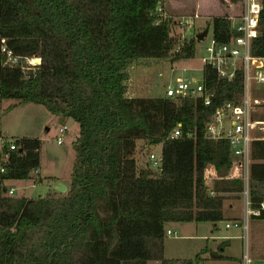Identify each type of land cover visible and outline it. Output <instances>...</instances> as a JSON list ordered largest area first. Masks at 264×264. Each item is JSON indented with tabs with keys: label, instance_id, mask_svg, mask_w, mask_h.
Here are the masks:
<instances>
[{
	"label": "trees",
	"instance_id": "16d2710c",
	"mask_svg": "<svg viewBox=\"0 0 264 264\" xmlns=\"http://www.w3.org/2000/svg\"><path fill=\"white\" fill-rule=\"evenodd\" d=\"M162 2L0 0L1 46L42 60L25 73L5 66L0 51V100L16 102L6 112L35 104L80 126L67 192L13 198L2 189L0 264H177L164 258L168 223L225 221L221 193H241L243 183L226 181L211 195L206 169L227 170L234 157L227 141L206 138V126L216 108L241 100V73L229 82L204 68L211 106L200 97L127 96L134 61L177 63L195 55L196 39H185L175 52L173 20L160 16ZM212 24L218 43L237 36L227 15ZM261 26L253 54L264 57V7ZM178 125L181 136L172 138ZM138 141L161 147L160 171L138 168ZM16 143L1 186L30 180L40 168V139ZM251 160L250 197L257 207L264 201V140L252 143ZM257 219L264 220V211ZM204 253L184 262L194 264ZM212 258L230 260L220 253Z\"/></svg>",
	"mask_w": 264,
	"mask_h": 264
},
{
	"label": "rangeland",
	"instance_id": "374dc122",
	"mask_svg": "<svg viewBox=\"0 0 264 264\" xmlns=\"http://www.w3.org/2000/svg\"><path fill=\"white\" fill-rule=\"evenodd\" d=\"M236 0H163L159 6L161 14L171 17L173 20L172 35L180 39L183 34L182 28L177 24L181 19H193L194 27L186 30L184 36L188 39H196L201 35H207L202 41H197L195 55L191 59L173 63L170 59H148L136 60L128 68L129 80L127 81L130 96L137 97H164L167 87L174 85L176 80L182 75L188 77L190 81H197L203 78V59L208 56L206 49L210 46V39L213 35V19L215 17H225L228 13L231 16L240 13L236 8ZM232 11V12H231ZM198 16V18L196 17ZM191 19V20H192ZM176 23V24H175ZM181 40V39H180ZM1 48V39H0ZM1 68V63H0ZM186 70V72H184ZM16 103L13 100H0V136L8 137L12 140L20 138H36L41 141V165L40 168L32 173V178L27 181H6L2 189L10 190L14 188L13 198H37L57 195L60 185L69 190L73 166L75 163L74 143L80 134V126L70 119L52 115L44 106L27 104L21 105L10 112L6 110ZM264 115V106L261 107L256 118ZM258 120V119H256ZM67 127L63 134L64 144H57V137L61 127ZM264 126L257 127L263 128ZM261 131V130H260ZM258 130L257 136L264 137V133ZM160 158L162 149L160 146L149 148L144 141L137 142L135 159L139 169L149 168L158 172L150 164V155L153 154ZM212 170H217L213 166ZM210 168L207 170L210 173ZM213 175V174H212ZM206 177L207 186L211 190L215 186L220 189L225 187L227 180L209 179ZM41 180V181H40ZM212 194V193H211ZM252 223V222H251ZM258 227L256 231H262L264 225ZM170 230L173 235L165 236L164 258L173 262L195 260L208 246L213 248V241L207 244V238L212 233L222 231L224 234H234L241 231L225 229V222L219 223H168L166 232ZM263 232V231H262ZM206 238V239H205ZM255 240V239H254ZM246 243L237 241L236 255L240 252L241 244ZM255 248L259 249V240L254 241ZM238 253V254H237ZM204 253L202 256H204ZM155 264L154 262H150Z\"/></svg>",
	"mask_w": 264,
	"mask_h": 264
},
{
	"label": "built area",
	"instance_id": "2783aa9c",
	"mask_svg": "<svg viewBox=\"0 0 264 264\" xmlns=\"http://www.w3.org/2000/svg\"><path fill=\"white\" fill-rule=\"evenodd\" d=\"M239 14L231 16L227 14L232 22V30L237 33L228 43H218L212 35L210 46L206 49L208 56L203 59V78L190 81L188 77L181 76L174 85L167 87L166 97H200L206 106H211L214 93L205 85L204 68L209 67L217 73L218 80L233 81L241 73L243 77V92L241 100L236 102H225L215 109L206 126V138L214 141H227L234 157L230 170L243 182L242 195L245 200V213L241 220L225 223L227 230L235 229L243 232L242 239L247 240L250 219L259 217L264 210V201L257 207H253L250 197V165L251 148L254 141L253 133L257 127L264 126V122L256 120L255 115L264 106V57L253 54V45L256 39L263 33L261 26V15L263 11V0H238L235 2ZM232 12V11H231ZM160 13V11H159ZM161 17L167 18L160 13ZM198 18V16H196ZM181 19L178 25L183 34L186 30L194 27L193 19ZM176 24V23H175ZM181 35L175 52H180L181 43L188 39ZM207 37V36H206ZM5 58L4 65L19 67L25 73L35 72L42 64L39 57L24 58L16 56L5 45L0 48ZM186 72V70H184ZM263 131L264 127L258 128ZM67 127L59 129L57 144L64 143L63 134ZM181 136V125L175 129L172 138ZM264 139V138H262ZM18 149L16 140L0 136V175L6 172L11 161V155ZM150 164L157 171L161 170L162 157L150 155ZM9 196H14V188L6 190ZM213 195V194H212ZM170 230L167 235H173ZM177 264H186L184 261ZM243 264H251L249 252L243 254Z\"/></svg>",
	"mask_w": 264,
	"mask_h": 264
},
{
	"label": "crops",
	"instance_id": "0c3cea01",
	"mask_svg": "<svg viewBox=\"0 0 264 264\" xmlns=\"http://www.w3.org/2000/svg\"><path fill=\"white\" fill-rule=\"evenodd\" d=\"M127 96L132 97L130 96V90H127ZM132 98H137V96H133ZM257 119H259V117ZM258 130L260 131V129ZM258 130L256 129L254 130V133H253L254 141L264 140L262 139L264 137L257 136ZM260 132L263 133L262 130ZM251 164H252V160H251ZM212 166L213 165H209L208 168L206 169L205 179L210 174L211 178L209 179H213L214 182L217 179L227 180V181H236V180L241 181V179L234 176V174L230 170L231 166L227 170L220 169V167L216 168L217 170H212L213 173H211L210 167ZM209 168H210V171H209L210 173L208 174L207 170ZM211 193L214 195L213 192ZM221 194L225 197L224 207H223V213H224V219H225L224 222L227 223L231 221L241 220L245 213V200L242 195V192L241 193L222 192ZM257 218L258 217H252L250 219L248 238L246 240V243L244 242L241 244L240 252H238L239 254L237 253L238 255H236L234 251L237 249L236 247V245L238 244L237 241L243 242V239H242L243 232L242 231L241 233L238 232L234 234H224L222 231H218V233L213 232L212 236L207 238V242H208L207 244H209L210 240L213 241L212 243L213 248H209L208 246L205 249L206 254L202 256V258L199 261L194 262V264H243V254L246 251L249 252V255L251 258V264H264V229L262 230L263 232L260 230L256 231L258 227H262L261 225H264V220H259ZM254 239L259 240V249L255 248ZM214 253H220L221 255L229 258L230 260H214L212 258ZM150 262H148V264H151ZM152 262H154L155 264H161L160 261H152Z\"/></svg>",
	"mask_w": 264,
	"mask_h": 264
},
{
	"label": "water",
	"instance_id": "95a60500",
	"mask_svg": "<svg viewBox=\"0 0 264 264\" xmlns=\"http://www.w3.org/2000/svg\"><path fill=\"white\" fill-rule=\"evenodd\" d=\"M206 36L207 35H205V34L204 35H201V37H198L197 40L202 41ZM58 189H59L60 192H64L66 190V187L63 186V185H61Z\"/></svg>",
	"mask_w": 264,
	"mask_h": 264
}]
</instances>
